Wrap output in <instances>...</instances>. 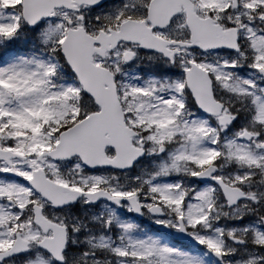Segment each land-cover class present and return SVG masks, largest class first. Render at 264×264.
I'll use <instances>...</instances> for the list:
<instances>
[{"label": "snow or ice", "instance_id": "snow-or-ice-1", "mask_svg": "<svg viewBox=\"0 0 264 264\" xmlns=\"http://www.w3.org/2000/svg\"><path fill=\"white\" fill-rule=\"evenodd\" d=\"M0 264H264V0H0Z\"/></svg>", "mask_w": 264, "mask_h": 264}]
</instances>
